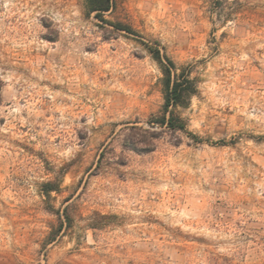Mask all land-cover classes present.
<instances>
[{
    "label": "rangeland",
    "instance_id": "1",
    "mask_svg": "<svg viewBox=\"0 0 264 264\" xmlns=\"http://www.w3.org/2000/svg\"><path fill=\"white\" fill-rule=\"evenodd\" d=\"M103 19L0 0V264H264V0ZM141 42L194 79L175 111L197 140L148 124L162 76Z\"/></svg>",
    "mask_w": 264,
    "mask_h": 264
},
{
    "label": "trees",
    "instance_id": "2",
    "mask_svg": "<svg viewBox=\"0 0 264 264\" xmlns=\"http://www.w3.org/2000/svg\"><path fill=\"white\" fill-rule=\"evenodd\" d=\"M114 0H85V8L88 14L100 21H105L103 15L109 12L113 6ZM106 23V22H105ZM108 23V22H107ZM118 31H123L134 35L130 28L121 24H108ZM151 59L157 64L161 73V88L163 103L158 115L151 118L149 125L157 128L166 129L172 133H181L185 136L197 140L198 138L189 133L184 121L176 114V109L188 106L191 98L197 95V85L194 79L190 78V74L185 69H179L175 63L161 52L160 47L156 44L151 46L141 42ZM146 132V130H145ZM155 134H151V138ZM134 141H138L135 139ZM42 193L45 197H49L51 192H56L58 188L51 182H47L42 186Z\"/></svg>",
    "mask_w": 264,
    "mask_h": 264
}]
</instances>
